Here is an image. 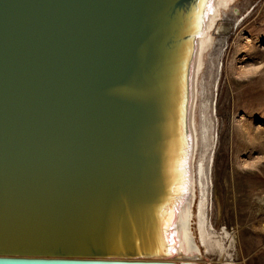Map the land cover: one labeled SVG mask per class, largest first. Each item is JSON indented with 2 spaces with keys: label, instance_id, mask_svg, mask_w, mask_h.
Masks as SVG:
<instances>
[{
  "label": "water",
  "instance_id": "water-1",
  "mask_svg": "<svg viewBox=\"0 0 264 264\" xmlns=\"http://www.w3.org/2000/svg\"><path fill=\"white\" fill-rule=\"evenodd\" d=\"M202 2L0 0V264L179 258Z\"/></svg>",
  "mask_w": 264,
  "mask_h": 264
},
{
  "label": "rangeland",
  "instance_id": "rangeland-1",
  "mask_svg": "<svg viewBox=\"0 0 264 264\" xmlns=\"http://www.w3.org/2000/svg\"><path fill=\"white\" fill-rule=\"evenodd\" d=\"M235 5L237 16H248L233 28L231 9L223 14L228 33L215 32L213 45H223L219 39L225 44L214 89L218 59L210 58L212 50L202 71L203 77L210 75L215 108L208 213L215 230L235 232L233 256L239 264H264V0Z\"/></svg>",
  "mask_w": 264,
  "mask_h": 264
},
{
  "label": "bare ground",
  "instance_id": "bare-ground-1",
  "mask_svg": "<svg viewBox=\"0 0 264 264\" xmlns=\"http://www.w3.org/2000/svg\"><path fill=\"white\" fill-rule=\"evenodd\" d=\"M236 2L237 0H203L201 5L200 29L195 35L200 38L194 39L196 49L189 73V130L193 143L186 154L183 153L187 167L181 185L183 188H180L177 195L174 194L171 206L167 208L171 209V215L168 220H164L166 227L162 231L167 245L164 253L160 252L163 256L179 252V258L168 257L161 262H124L125 264H239L233 256L237 246L235 232H229L225 228L221 232L217 231L209 219L208 198L216 143L213 118L215 108L214 97L209 95L210 75L203 77L202 74L206 55L212 50L210 58L214 56L218 59L214 89L220 75L222 47L225 44L224 39H219V42L223 40V45H213L215 32L228 33L222 21L223 14L225 10L231 9L233 28L248 16L244 13L236 15L239 11ZM209 256H214L215 259L209 260Z\"/></svg>",
  "mask_w": 264,
  "mask_h": 264
}]
</instances>
